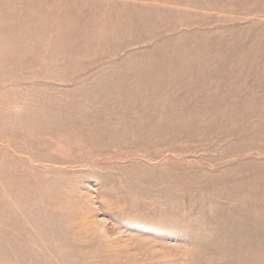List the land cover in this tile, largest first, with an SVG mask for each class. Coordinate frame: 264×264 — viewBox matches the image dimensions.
Wrapping results in <instances>:
<instances>
[{"label":"rangeland","instance_id":"1","mask_svg":"<svg viewBox=\"0 0 264 264\" xmlns=\"http://www.w3.org/2000/svg\"><path fill=\"white\" fill-rule=\"evenodd\" d=\"M0 264H264V0H0Z\"/></svg>","mask_w":264,"mask_h":264}]
</instances>
